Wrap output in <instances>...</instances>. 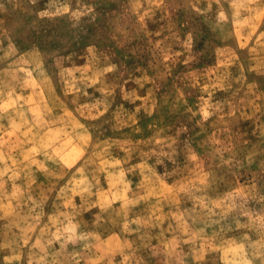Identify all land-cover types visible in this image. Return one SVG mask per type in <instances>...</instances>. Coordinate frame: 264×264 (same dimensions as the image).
Here are the masks:
<instances>
[{"label":"rangeland","instance_id":"obj_1","mask_svg":"<svg viewBox=\"0 0 264 264\" xmlns=\"http://www.w3.org/2000/svg\"><path fill=\"white\" fill-rule=\"evenodd\" d=\"M0 264H264V0H0Z\"/></svg>","mask_w":264,"mask_h":264}]
</instances>
